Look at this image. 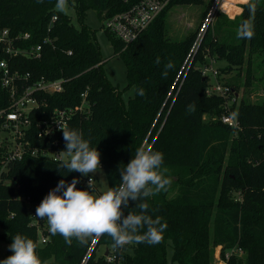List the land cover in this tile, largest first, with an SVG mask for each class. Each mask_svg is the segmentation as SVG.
Here are the masks:
<instances>
[{"label": "trees", "instance_id": "obj_1", "mask_svg": "<svg viewBox=\"0 0 264 264\" xmlns=\"http://www.w3.org/2000/svg\"><path fill=\"white\" fill-rule=\"evenodd\" d=\"M139 1L68 0L75 10L76 26L69 14L56 11V0H0V29L8 28L10 35L28 32V39L17 41L23 48L42 45L38 58L18 55L8 60L11 70L29 73L26 83L41 77L66 79L61 92L37 94L46 109L74 107L86 92L90 114L78 111L66 129L82 131L97 147L108 187L119 185V169L138 148L164 154L172 184L145 201L153 218L159 216L167 223L163 241L118 249L103 234L97 245L110 249L105 256H97L96 248L90 252L94 238L83 245L73 239L68 245L61 235L52 236L46 219L35 215L36 207L61 179L67 183L79 178L78 188L87 184L80 173L61 167L63 160L25 154L10 161L0 178V239L7 243L5 258L12 254L9 245L19 233L38 244V255L47 264H214L218 246L225 264H264V102L241 100L227 105L223 96L207 95L208 76L196 64L205 54L224 59L230 67H239L236 65L252 54H261L264 60V0L247 1L232 19L217 14L194 51L200 26L180 39L171 38L165 27L166 12L174 5L204 4L201 15L205 18L214 0H170L125 45L104 28L103 21ZM249 4L255 5L254 11ZM89 9L96 11L125 65L124 89L134 88L127 101L122 97L124 89L105 75L95 30L85 23ZM244 20L254 24L251 39L236 38ZM46 37L50 42L43 41ZM2 57L6 55L0 51ZM169 61L174 67L165 78ZM140 88L145 95L136 94ZM8 103V92L0 86V108ZM224 114L233 115L238 125L222 122ZM37 130L32 126L33 143ZM51 140H57L58 150L65 152L63 130L55 132ZM1 150L0 159L4 157ZM126 211L138 209L130 205ZM40 235L47 238L39 244ZM109 256L113 259L108 260Z\"/></svg>", "mask_w": 264, "mask_h": 264}, {"label": "clouds", "instance_id": "obj_2", "mask_svg": "<svg viewBox=\"0 0 264 264\" xmlns=\"http://www.w3.org/2000/svg\"><path fill=\"white\" fill-rule=\"evenodd\" d=\"M68 7V0H56V11L66 13ZM249 8L254 11L255 5L249 4ZM254 35L255 27L249 20H244L236 30L237 39H251ZM173 67L171 61L165 65V78ZM136 94L143 96L145 92L140 88ZM62 130L67 158L61 162V167L81 176L92 175L85 188L77 187L80 182L77 177L67 183L61 179L36 207L35 215L46 219L49 233L61 235L68 245L73 239L81 245L87 244L89 239L103 234L109 235L113 247L118 249L139 243H161L167 223L159 216L153 218L145 201L167 191L172 184V178L167 175L169 169L164 166V154L138 148L130 161L119 169V185L98 193L92 177L101 171L99 150L91 145L90 139L84 138L82 131ZM130 205H135L138 211H126ZM37 248L33 239L18 233L9 245L12 254L0 260V264H47L39 257Z\"/></svg>", "mask_w": 264, "mask_h": 264}, {"label": "built area", "instance_id": "obj_3", "mask_svg": "<svg viewBox=\"0 0 264 264\" xmlns=\"http://www.w3.org/2000/svg\"><path fill=\"white\" fill-rule=\"evenodd\" d=\"M170 0H140L129 9L113 14L103 21L104 28L112 32L115 37L125 45L134 41L143 32L152 20L166 7ZM219 0H214L213 7H217ZM210 10V9H209ZM208 22L213 15L207 14ZM56 16L52 17V21ZM29 33L10 35L8 28L0 29V46L6 57L0 58V86L8 92V105L0 108V149L4 157L0 159V178L6 170L7 164L12 160L21 159L25 154L41 156L54 161L64 160L66 152L58 150V141L51 140V136L62 128H66L68 121L78 111L90 114L86 92L81 93V101L71 108L46 109V103L40 101L38 93H56L63 90L64 78L48 80L41 77L34 82H25L29 73L22 74L18 70H11L8 65L10 58L23 55L31 58L40 57L42 45L36 44L30 48H23L17 44L19 39L26 40ZM44 42H50L46 37ZM70 54L71 51H68ZM204 74V73H203ZM205 75V74H204ZM231 88L221 85H209L205 88L207 95H220L228 99ZM228 105V104H227ZM41 110V111H40ZM40 111L41 115L36 119L35 115ZM222 122L236 127L237 121L233 115L224 114ZM32 126L38 130L34 134L37 139L33 143L30 139ZM89 177L84 181L87 184ZM47 237L40 235V243H44ZM112 260V257H107Z\"/></svg>", "mask_w": 264, "mask_h": 264}, {"label": "rangeland", "instance_id": "obj_4", "mask_svg": "<svg viewBox=\"0 0 264 264\" xmlns=\"http://www.w3.org/2000/svg\"><path fill=\"white\" fill-rule=\"evenodd\" d=\"M204 4L199 5H174L166 12L165 27L167 35L174 39H180L192 32L196 27L200 26L197 40L195 41L192 51L196 49L199 44L202 35L207 28L208 20L207 16L202 18V10ZM210 15H213L211 21L219 13L226 14L227 18L232 19L233 14L228 15L225 12L219 10V8L211 6ZM71 16L72 22L79 26L76 19L75 10L69 5L66 12ZM85 23L95 30L96 43L98 44L103 58V69L106 77L117 85L119 89L123 90L127 85L126 68L121 57L115 53L111 40L108 34L102 28V21L98 18L97 13L93 9H89L86 14ZM191 57V56H190ZM191 61V58H189ZM189 61V62H190ZM202 69V72L208 76L209 85L221 84L227 87H232L233 90L229 93L227 104L230 105L233 102L237 105L239 101L264 102V60L261 54H252L249 59L245 58V61L239 67H230L229 64L218 57H212L208 54L203 55L202 61L196 63ZM231 68L229 73L224 69ZM224 71V72H222ZM230 84V85H229ZM232 85V86H231ZM235 89V90H234ZM134 88L131 86L123 90L122 97L124 101H127L130 96L133 95ZM146 145H148L146 143ZM67 157V155H62ZM92 174H89L91 176ZM86 180L87 176H82ZM93 181L96 186V191L102 193L106 191L108 182L104 171H101L93 175ZM1 232V229H0ZM98 236L94 237L91 248H96L95 254L97 256H105L109 247L106 245H97ZM40 244V241H39ZM7 243L0 239V260L5 258V251ZM219 246L215 248L214 264H225V262L219 257ZM171 248H167V257L170 258Z\"/></svg>", "mask_w": 264, "mask_h": 264}, {"label": "crops", "instance_id": "obj_5", "mask_svg": "<svg viewBox=\"0 0 264 264\" xmlns=\"http://www.w3.org/2000/svg\"><path fill=\"white\" fill-rule=\"evenodd\" d=\"M247 1H249V0H219L217 7L219 8V10L227 13L228 15L233 14L232 17H234V16L241 13V11H242L241 5L246 3ZM226 2L233 5V10L227 11V8H224V5Z\"/></svg>", "mask_w": 264, "mask_h": 264}, {"label": "bare ground", "instance_id": "obj_6", "mask_svg": "<svg viewBox=\"0 0 264 264\" xmlns=\"http://www.w3.org/2000/svg\"><path fill=\"white\" fill-rule=\"evenodd\" d=\"M224 8H227V11L233 10V5L232 4H229L228 2H226L225 5H224Z\"/></svg>", "mask_w": 264, "mask_h": 264}, {"label": "water", "instance_id": "obj_7", "mask_svg": "<svg viewBox=\"0 0 264 264\" xmlns=\"http://www.w3.org/2000/svg\"><path fill=\"white\" fill-rule=\"evenodd\" d=\"M200 40H201V39H200ZM199 42H200V41H199ZM92 249H93V248H91L90 252L92 251ZM90 252H89L88 256L90 255ZM88 256H87V257H88Z\"/></svg>", "mask_w": 264, "mask_h": 264}]
</instances>
